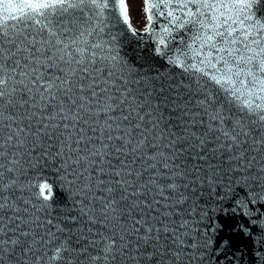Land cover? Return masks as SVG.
<instances>
[{
    "label": "snow or ice",
    "instance_id": "6c2138e0",
    "mask_svg": "<svg viewBox=\"0 0 264 264\" xmlns=\"http://www.w3.org/2000/svg\"><path fill=\"white\" fill-rule=\"evenodd\" d=\"M258 6L264 0H143V35L158 56L175 43L167 62L185 74L169 98L182 113L175 131L113 54L114 22L137 35L127 0H0V264H196L202 245L186 239L189 221L179 217L194 185L212 184L215 172L202 179L191 161L211 153L264 180ZM21 149L78 186L77 214L64 226L48 211L52 185L39 175L21 182ZM68 222L79 225L75 246L61 239Z\"/></svg>",
    "mask_w": 264,
    "mask_h": 264
},
{
    "label": "water",
    "instance_id": "95a60500",
    "mask_svg": "<svg viewBox=\"0 0 264 264\" xmlns=\"http://www.w3.org/2000/svg\"><path fill=\"white\" fill-rule=\"evenodd\" d=\"M257 11L264 14V7L258 6ZM162 23V19L156 21V31H159ZM114 24L115 26L106 31L116 36L113 54L118 55L121 63L126 66L124 75L129 78L130 87L137 93L144 90L152 92L151 100L159 99L160 102V112L157 115L163 117L162 126L167 124L175 131L182 130V113L169 102V98L175 97L174 85L185 75L167 62V55L176 47L175 43H171L169 48L161 46L165 55L158 56L155 52L157 44L152 37L143 35V31L139 30H136L137 35L133 36L122 23ZM136 80L140 83H135ZM21 152L24 155L17 157L23 169L20 174L21 182L39 175L42 182L46 180L52 185L48 211L54 221L64 226V218L69 213L77 214L74 204L78 186L69 189L67 182L61 179L62 172H58L51 162L47 165L41 162L33 166L36 157L29 156L26 149H21ZM208 155L207 161L198 162L194 159L188 167L197 165L202 168L203 171L199 173L202 179L205 173L212 175L215 172L213 183H207L206 179L203 183L197 182L194 185V194L189 193V201L179 217L189 221L191 235L186 239L194 237L202 245L198 248L202 258H198L196 264H264V231L260 228V224L264 223V202L259 199L264 196V180L253 179L252 177L257 175L255 171L252 172V177H249L247 171H233L232 166L222 159L213 158L211 153ZM248 155L251 157L259 154ZM209 164L212 167H208ZM258 167L259 165L253 162L252 168ZM33 191L38 192V189L26 191L22 194L23 198L34 199ZM253 198L257 201L254 204L251 202ZM238 199L248 204L250 216L243 215V210L237 209L235 201ZM233 209L237 211L234 212ZM252 220L257 223L253 225ZM242 224L250 229L248 235H245L240 227ZM67 227L70 231L61 234V239L68 238L69 243L75 246L76 240L71 237V232L78 235L79 225L73 227L71 222H68Z\"/></svg>",
    "mask_w": 264,
    "mask_h": 264
},
{
    "label": "rangeland",
    "instance_id": "374dc122",
    "mask_svg": "<svg viewBox=\"0 0 264 264\" xmlns=\"http://www.w3.org/2000/svg\"><path fill=\"white\" fill-rule=\"evenodd\" d=\"M132 24L140 30H143L146 24L144 17L142 0H127Z\"/></svg>",
    "mask_w": 264,
    "mask_h": 264
}]
</instances>
